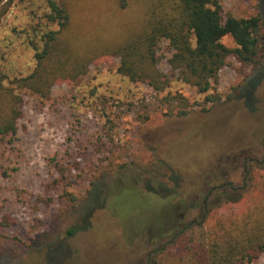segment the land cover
<instances>
[{
	"label": "rangeland",
	"instance_id": "1",
	"mask_svg": "<svg viewBox=\"0 0 264 264\" xmlns=\"http://www.w3.org/2000/svg\"><path fill=\"white\" fill-rule=\"evenodd\" d=\"M55 1L71 11L77 49L97 38L124 41L143 25L149 2ZM219 2L225 18L264 19V0ZM48 13L49 0H12L0 25V65L9 78L33 72L30 40L48 26L58 29L47 23ZM224 43L235 48L231 37ZM170 56L164 41L158 68L173 80L160 95L120 75L114 56L97 59L76 81H57L46 99L24 92L16 137L0 138V264H144L148 235H137L128 247L111 207L134 197L137 207L129 206L126 225L135 228L148 215L139 192L160 184L169 192L173 180L183 191L196 181L202 192L226 180L239 185L251 160L264 161L258 141L264 132V62L255 71L229 57L211 91L220 100L204 105L207 112L194 107L181 118L164 114V94L181 92L201 103L205 95L176 79ZM178 202L172 201L177 213ZM242 207L226 204L218 214L229 218ZM192 218L200 219L197 210ZM70 229L73 236L64 237ZM253 264H264V254Z\"/></svg>",
	"mask_w": 264,
	"mask_h": 264
},
{
	"label": "trees",
	"instance_id": "2",
	"mask_svg": "<svg viewBox=\"0 0 264 264\" xmlns=\"http://www.w3.org/2000/svg\"><path fill=\"white\" fill-rule=\"evenodd\" d=\"M11 2L0 0V25ZM147 6L143 25L130 32L124 41L112 43L97 38L95 44L77 49L70 9L63 2L60 5L49 0L47 23L57 24L58 29L48 26L36 34L38 40H30L36 60L33 72L11 79L0 65V138L16 137L23 118L24 92L46 99L57 81H76L102 57L119 58L120 75L145 84L160 95L173 80L158 68V49L167 41L171 50L168 63L176 79L205 95L201 103L181 92L164 94L160 98L164 114L181 118L193 112L194 107L207 112L209 109L204 105H214L220 100L211 91L229 57L255 71L262 66L264 19L261 14L225 18L219 0H149ZM226 37L232 38L235 48L224 43ZM148 119L146 116L145 121ZM258 141L264 145V132ZM249 164L239 185L235 179L226 180L221 185H208L210 189L202 192L201 182L196 181L190 191H183L173 180L175 188L169 192L162 184L146 193L139 192L147 205L148 215L143 216L147 221L143 219L144 223L130 229L126 225L129 206L135 203L134 197L126 196L123 205L117 203L110 211L125 227L127 246L132 245L137 235L146 233L148 250L144 264H253L264 254V165H261L264 161L251 160ZM198 176L199 180L203 179ZM174 199L181 206L178 213L177 206L172 204ZM226 204H243V209L225 218L224 214H218V208ZM196 210L200 219H190ZM74 231L70 229L64 237L73 236ZM56 242L49 246L48 252L57 246Z\"/></svg>",
	"mask_w": 264,
	"mask_h": 264
}]
</instances>
